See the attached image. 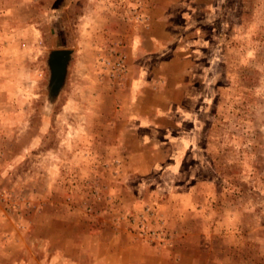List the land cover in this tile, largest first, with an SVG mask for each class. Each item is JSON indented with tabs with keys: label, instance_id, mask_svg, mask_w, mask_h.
I'll return each mask as SVG.
<instances>
[{
	"label": "rangeland",
	"instance_id": "rangeland-1",
	"mask_svg": "<svg viewBox=\"0 0 264 264\" xmlns=\"http://www.w3.org/2000/svg\"><path fill=\"white\" fill-rule=\"evenodd\" d=\"M0 264H264V0H0Z\"/></svg>",
	"mask_w": 264,
	"mask_h": 264
},
{
	"label": "water",
	"instance_id": "water-1",
	"mask_svg": "<svg viewBox=\"0 0 264 264\" xmlns=\"http://www.w3.org/2000/svg\"><path fill=\"white\" fill-rule=\"evenodd\" d=\"M72 49L57 48L49 51L47 66L49 69L48 96L55 98L63 87Z\"/></svg>",
	"mask_w": 264,
	"mask_h": 264
}]
</instances>
